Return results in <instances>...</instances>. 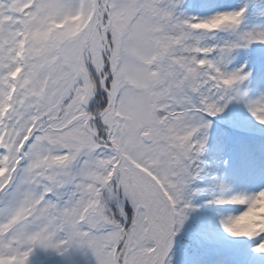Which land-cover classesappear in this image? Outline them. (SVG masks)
I'll return each mask as SVG.
<instances>
[{
  "label": "snow or ice",
  "instance_id": "obj_1",
  "mask_svg": "<svg viewBox=\"0 0 264 264\" xmlns=\"http://www.w3.org/2000/svg\"><path fill=\"white\" fill-rule=\"evenodd\" d=\"M199 10L201 14H189ZM214 0H0V264L37 248L170 264L211 120L264 92L234 53L264 46ZM224 233L264 256V187L217 185Z\"/></svg>",
  "mask_w": 264,
  "mask_h": 264
},
{
  "label": "rangeland",
  "instance_id": "obj_2",
  "mask_svg": "<svg viewBox=\"0 0 264 264\" xmlns=\"http://www.w3.org/2000/svg\"><path fill=\"white\" fill-rule=\"evenodd\" d=\"M248 6V19L246 21L247 26H258L260 24H264V0H231L229 4L224 3L225 10H235L242 6ZM201 14L200 12L196 13V15ZM254 49H241L234 53V58L232 62V67H238L245 63L248 65V70L256 71L257 65L264 63L259 60L260 58H256L259 55H264V46L253 45ZM249 58L252 61L248 60ZM257 90V89H256ZM264 92V90H263ZM225 113L231 117V120L227 124V129L224 131L223 126L220 125V121L224 117V113L217 116L216 118L211 120V128L209 132L213 134V140L215 141H206V150H205V159L211 157L215 162H222V166L219 169V172L222 171V174L225 172L228 173L224 182L233 192L246 190H256L261 187H264V180L261 179V171L259 163V156L255 158L256 163L253 165L255 170V176L252 178L250 184L246 186L248 176L251 174H246V179H240L241 184L238 182V174H240L237 166L240 164L241 157L246 153L247 147H252V142L249 141V138L238 134V132L242 133V131H250L254 132L256 135L264 136V126H258L254 120L247 114L244 107H240L239 104L233 103L230 104ZM230 118V119H231ZM242 122V123H241ZM255 126V127H254ZM222 139V142L218 140ZM228 143V145H225ZM249 143V145H248ZM248 145V146H247ZM264 158V143L262 146L258 148ZM257 159V160H256ZM242 165V164H241ZM244 166V165H242ZM218 172V173H219ZM202 174H204L202 172ZM205 175V174H204ZM237 177V178H236ZM220 179V178H219ZM217 177H214L209 181V183H205L204 180L206 178L203 177V183L205 185L206 191L211 192L212 198H215V194L217 191V185L222 183ZM196 192H202L203 189H199L198 187L193 188ZM204 195V192H202ZM209 200L203 203L206 205ZM209 204V203H208ZM215 209V208H214ZM223 207L219 210H214L215 219H209L206 215L201 213L199 209V229L206 235V239L204 240V247L208 253L211 254V262L212 264H237V261L240 258V255L243 253L244 240L235 239L229 237L226 233L223 232L222 227L220 226V220L224 218L225 215L231 214L226 213L223 210ZM253 244V243H252ZM250 244V245H252ZM224 253L231 254V257H227L225 260L226 263L221 260L220 256ZM90 257L86 256L84 252L80 250L73 249L65 256H60L52 250H44L37 248L32 257L30 264H89ZM246 264H264V256H260L255 254L254 252L248 257Z\"/></svg>",
  "mask_w": 264,
  "mask_h": 264
},
{
  "label": "trees",
  "instance_id": "obj_3",
  "mask_svg": "<svg viewBox=\"0 0 264 264\" xmlns=\"http://www.w3.org/2000/svg\"><path fill=\"white\" fill-rule=\"evenodd\" d=\"M189 14H193L192 12ZM214 169L211 170V172H213ZM192 194L190 192V190L188 189L187 192L185 193V199L191 201L192 200ZM194 222V221H192ZM187 231V227L185 229ZM195 232V235L199 236V232L196 230L195 228V224L192 223L190 226V232ZM189 250L187 253H185L184 255L181 256L180 258V264H189L192 262V260H194L196 257L198 258L199 256H197V251H199V248L197 247L196 243L194 241H192L190 244ZM187 246L186 242H185V247ZM196 258V259H197Z\"/></svg>",
  "mask_w": 264,
  "mask_h": 264
},
{
  "label": "bare ground",
  "instance_id": "obj_4",
  "mask_svg": "<svg viewBox=\"0 0 264 264\" xmlns=\"http://www.w3.org/2000/svg\"><path fill=\"white\" fill-rule=\"evenodd\" d=\"M251 81H256V86H259V84L260 85H262L263 83H264V69H263V67H260V66H258L257 68H256V71L253 73V76H252V78H251ZM251 83V82H250ZM250 92V91H249ZM250 95L251 96H253L252 94H251V92H250ZM254 97V96H253ZM240 107H243L242 105H240ZM257 124V123H256ZM259 126V125H258ZM255 127V126H254ZM257 127V126H256ZM256 127H255V129L254 130H256ZM257 128H259V127H257ZM254 130H249V131H254ZM214 209L212 208V207H210V206H204L203 207V212L207 215V217L209 218V219H211V217L213 216V213H212V211H213Z\"/></svg>",
  "mask_w": 264,
  "mask_h": 264
}]
</instances>
